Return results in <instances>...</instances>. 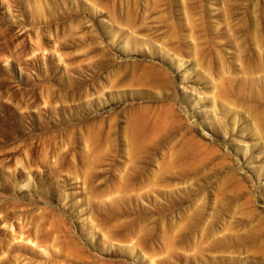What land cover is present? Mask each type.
<instances>
[{
  "label": "rangeland",
  "instance_id": "rangeland-1",
  "mask_svg": "<svg viewBox=\"0 0 264 264\" xmlns=\"http://www.w3.org/2000/svg\"><path fill=\"white\" fill-rule=\"evenodd\" d=\"M0 264H264V0H0Z\"/></svg>",
  "mask_w": 264,
  "mask_h": 264
}]
</instances>
